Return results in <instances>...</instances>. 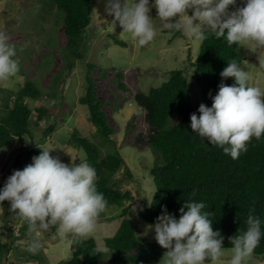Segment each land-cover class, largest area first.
<instances>
[{
	"label": "rangeland",
	"instance_id": "rangeland-1",
	"mask_svg": "<svg viewBox=\"0 0 264 264\" xmlns=\"http://www.w3.org/2000/svg\"><path fill=\"white\" fill-rule=\"evenodd\" d=\"M91 5V23L83 33V42L87 47L85 53L84 46L81 50H77L76 46L64 48L67 37L62 15L49 0H0V31L6 32L9 43L15 47L14 59L19 66L16 76L0 81V117L7 107H12L25 82H31L40 93L36 99L26 97L23 100L30 110L32 138L15 137L9 146L0 149V188L14 170L26 167L21 160L18 166L14 163L24 148L35 149L39 154L43 148L66 164L80 163L81 157L85 158L84 152L69 143L70 135L74 132L97 146L102 156L118 153L125 166L118 170L112 181L117 182L116 187L122 192H130L134 198L146 200L148 205L155 191L148 171L153 165V154L147 147L136 145V136L145 134L148 126L143 108L136 105L133 98L139 93L146 94L151 87L160 86L170 71L180 70L187 80L193 102H200L193 67L191 69L200 44H193L180 31L181 37L174 38V33H168L169 29L163 28L153 7L150 15L154 19L157 35L148 45L137 46L130 33L122 32L118 22L116 25L112 23L113 17L105 13L103 0H91ZM234 10V6L230 5L229 12ZM110 36L125 42L127 47L115 45ZM238 47L243 57L241 68L248 70L254 77L253 83L264 89V66L258 59H264V48H256L250 41ZM78 52L84 54L83 60L77 58ZM86 63L96 66L88 75L113 129L108 142L90 123L86 107L78 103L85 93ZM116 73L122 75L120 81L124 89L117 87L120 81ZM38 108L45 109L46 113L35 124ZM48 126H54V129L44 135ZM130 126H133L131 131ZM126 172L130 179L126 177ZM138 205V202L131 203L129 209L136 234L140 239L156 241L154 230L143 235L148 223L138 219L135 212ZM116 214V207L106 208L98 218L96 230L85 237H62L56 227L50 226L47 231H42V246L33 253L28 251L34 236L29 224L0 203L2 241L12 242L10 252L3 257L1 264H63L71 258V243L75 240L93 239L97 250L105 253V239L112 237L120 224ZM230 255L231 249H225L224 259ZM162 259L158 264H162ZM100 264L119 263L105 257ZM249 264H264V256H253Z\"/></svg>",
	"mask_w": 264,
	"mask_h": 264
},
{
	"label": "trees",
	"instance_id": "trees-1",
	"mask_svg": "<svg viewBox=\"0 0 264 264\" xmlns=\"http://www.w3.org/2000/svg\"><path fill=\"white\" fill-rule=\"evenodd\" d=\"M49 1L62 15L64 34L67 37L64 48L72 49L76 46L77 50H81L84 46L83 50L87 49L83 33L91 23V0ZM240 6H243L241 0H237L234 8ZM168 33H174V38L181 37L179 31L168 30ZM206 34L208 38L200 43L196 58L191 63L200 102H193L187 80L180 70L170 71L160 86L151 87L146 94L139 93L133 98V102L143 108L148 126L145 134L136 136V145L147 147L153 154V165L148 170L155 189L151 206L147 205L146 200L134 198L130 192H122L116 187L117 182L112 181L118 170L125 166L118 153L102 156L97 146L92 144L93 147L86 138L71 133L69 143L82 150L87 162L95 168L97 189L108 201L107 208H117L116 218L120 219V224L112 237L105 239L107 252L97 250L93 239L75 240L71 243L72 256L63 264H100V260L105 257L119 264H158L165 249L156 241L138 238L135 224L129 217L131 203L135 202L139 204L135 210L138 219L148 224L155 223L162 206H166L168 212L179 219V209L189 199L205 202V210L213 213V230H219L224 237L222 246L225 249L232 247L229 238L246 228L245 221L250 211L264 220V135L260 139L253 138L248 144V150L242 152L238 159H233L222 148L211 145L190 128L191 114L199 115L201 103L211 107L212 97L217 94L221 81L227 85L235 83L234 77L224 79L220 76L227 63L234 59L240 65L243 62L238 45L229 46L226 39H217L210 30ZM110 37L115 45L127 47L125 42L115 36ZM76 56L84 59L82 52ZM95 68V65L86 63L85 93L78 99V103L86 107L90 123L108 142L113 129L103 111L104 104L97 98L92 79L88 75ZM116 77L120 81L122 75L116 73ZM117 87L124 89L121 81ZM39 96L40 93L31 82H25L18 91L12 107H7L0 117V149L9 146L15 137L32 138L30 110L23 100ZM45 113V109H37L35 124ZM172 118L175 120L172 121ZM130 127L131 131L133 126ZM53 129L54 126H48L44 135ZM38 155L35 149L24 148L14 163L18 166L21 160L27 166ZM126 177L131 178L127 172ZM2 203L10 209L9 201ZM10 245L12 242L2 241L0 233V264L10 252ZM253 256H264V237Z\"/></svg>",
	"mask_w": 264,
	"mask_h": 264
},
{
	"label": "clouds",
	"instance_id": "clouds-1",
	"mask_svg": "<svg viewBox=\"0 0 264 264\" xmlns=\"http://www.w3.org/2000/svg\"><path fill=\"white\" fill-rule=\"evenodd\" d=\"M104 11L113 17L122 32L130 33L137 46L154 40L157 29L150 12L154 7L163 28L180 31L193 44L207 39L208 30L229 46L250 41L264 48V0H241L243 6L229 12L237 0H103ZM191 10V14H189ZM175 18V19H173ZM16 50L9 36L0 31V81L19 71ZM264 66V59L259 58ZM220 76L234 77L235 83L221 81L211 107L201 103L190 116V128L225 154L238 159L249 142L264 135V89L253 83L254 77L237 60L223 68ZM23 170H14L0 188V203L7 200L10 209L30 226L34 233L28 251L42 246V231L55 226L62 237H85L97 227L108 201L97 189V173L81 157L80 163H64L43 148ZM151 206V200H148ZM203 201L189 199L179 209V219L162 206L154 224L145 225L143 235L154 230V239L164 249L162 264H249L264 237V220L250 211L246 228L230 237L231 255L225 260L224 237L213 230V213Z\"/></svg>",
	"mask_w": 264,
	"mask_h": 264
}]
</instances>
